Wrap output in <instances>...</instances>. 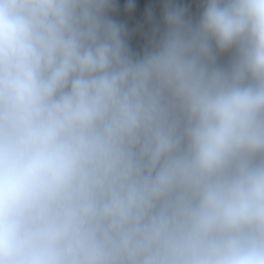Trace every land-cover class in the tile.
Listing matches in <instances>:
<instances>
[{"label": "clouds", "instance_id": "9594fccd", "mask_svg": "<svg viewBox=\"0 0 264 264\" xmlns=\"http://www.w3.org/2000/svg\"><path fill=\"white\" fill-rule=\"evenodd\" d=\"M113 3L0 0V264H264V0Z\"/></svg>", "mask_w": 264, "mask_h": 264}, {"label": "trees", "instance_id": "16d2710c", "mask_svg": "<svg viewBox=\"0 0 264 264\" xmlns=\"http://www.w3.org/2000/svg\"><path fill=\"white\" fill-rule=\"evenodd\" d=\"M168 7L186 9V19L197 23L203 11V0H114L108 15L112 20L126 29V42L134 57L140 58L150 51L157 43L167 25L164 13ZM233 53H223L218 56V64L228 67L233 59Z\"/></svg>", "mask_w": 264, "mask_h": 264}]
</instances>
